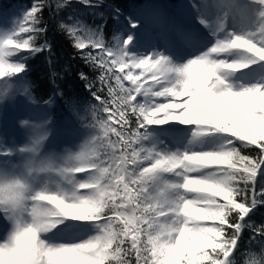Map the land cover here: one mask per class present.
I'll return each mask as SVG.
<instances>
[{
	"label": "snow or ice",
	"instance_id": "1",
	"mask_svg": "<svg viewBox=\"0 0 264 264\" xmlns=\"http://www.w3.org/2000/svg\"><path fill=\"white\" fill-rule=\"evenodd\" d=\"M80 2L100 7L104 0ZM254 3L264 18V0ZM70 4L58 0L55 7ZM46 7H51L47 0H37L13 36L0 40V78H25L18 74L26 73V65L9 62L17 53L51 54L50 45L38 43L46 31ZM114 13L119 19L120 8ZM128 21L132 29L140 27L138 20ZM226 24L227 13L218 31ZM60 30L99 72L101 87L95 91L80 73L99 101L85 125L93 134L62 163L41 158L46 134L13 148L0 134L5 165L13 155L27 158L23 174L0 172V216L13 226L0 242V264H236L246 232L264 244V223L251 218L264 207V187L257 181L264 171V79H230L264 63V23L247 36L226 33L182 66L160 50L134 55V34L109 46L102 26L89 30L61 23ZM235 52L247 53L248 59L229 61ZM14 95L12 88H2L0 101ZM174 123L194 129L189 143L220 134L222 147L174 153L143 147L150 127ZM168 175L176 181H168ZM70 222L91 224L96 235L73 245L45 242L46 234Z\"/></svg>",
	"mask_w": 264,
	"mask_h": 264
},
{
	"label": "rangeland",
	"instance_id": "2",
	"mask_svg": "<svg viewBox=\"0 0 264 264\" xmlns=\"http://www.w3.org/2000/svg\"><path fill=\"white\" fill-rule=\"evenodd\" d=\"M177 1L179 5L176 7L180 15H175V12L171 13L167 4L165 6L160 4V8L153 6L145 11L135 9L131 18L140 22L138 29H132L128 20V26L122 25L124 30L120 38H126L129 34L135 35L136 39L131 49L134 55H145L154 50H160L176 66H182L189 60L204 54L215 45L217 38H223L226 33L247 36L256 32L260 24L264 23V18L260 16L261 8L254 3V0ZM25 13L19 10L6 18L0 17V40L13 36L23 22ZM225 13H227L226 29L218 31L217 26ZM214 30L218 31V35ZM82 35L87 38L89 33L85 31ZM177 37H183V39L178 40ZM15 57L9 62L17 63ZM228 59L229 61L247 60L248 54L235 52L229 55ZM230 79L234 82L246 81L248 83L264 79V63L254 64L240 73L231 74ZM5 87L12 88L15 92L14 96L0 101V134L9 144V148H13L14 145L22 147L30 143L32 139L46 134L41 158L51 157L57 163H62L69 154L79 151L93 134V130L85 126L91 123V120L85 118L71 120L63 115L59 120L54 121V116L49 114L47 107L38 106L34 102L25 78L23 80H20V77L0 78V90ZM21 121L28 123L24 125ZM59 122L62 123L57 125ZM192 131L194 129L178 123L169 124L163 128L150 127L148 129L149 138L144 143L147 149H155L162 153H174L177 150L183 152L188 149L219 151L222 147L223 140L220 134L202 137L195 143H189L193 140ZM165 132L168 133L167 136L161 135ZM5 159V157H0V172L9 176L23 174V165L27 162L26 157L13 155L7 165L3 163ZM166 179L176 181L177 178L168 175ZM36 187L39 188L42 185L37 184ZM213 222L203 221L202 223ZM12 227L3 216H0V242L7 240ZM94 235H96V230L91 224L70 222L67 226L58 225L57 229L43 238L46 243L73 245ZM202 263L207 264L206 261H201Z\"/></svg>",
	"mask_w": 264,
	"mask_h": 264
},
{
	"label": "trees",
	"instance_id": "3",
	"mask_svg": "<svg viewBox=\"0 0 264 264\" xmlns=\"http://www.w3.org/2000/svg\"><path fill=\"white\" fill-rule=\"evenodd\" d=\"M148 1L153 0H104L100 7H90L80 0H71L69 7L57 11L55 4L58 0H47L51 7H46L44 10L42 26L46 31L38 37V43L50 45L51 54L48 51L36 54L20 52L15 57L17 63H23L27 67L26 73L22 75L25 76L28 90L37 105L47 107L49 113L60 118L66 115L72 120L80 118L91 120L92 108L94 106L98 108L99 101L94 99L86 87L87 81L81 79L80 73H85L88 80L95 84L93 89L95 91L101 87L99 72L84 62L79 54L80 50L74 47L73 40L66 32L60 30V24H80L85 29L93 30L102 26L105 43L115 46L116 38L122 33L120 27L122 20L131 17L135 9L141 8ZM171 1L175 3L177 0ZM35 2L37 0H0V17L6 18L19 10L26 12ZM93 3H96V0H93ZM116 7L121 10L119 19L113 18ZM106 94L105 88L100 95L103 97ZM69 100L74 101V105H70ZM49 101L51 103H48ZM73 110L78 116L72 114ZM143 147L147 149L144 142ZM257 181L261 187H264V171L257 177ZM251 218L256 224L264 223V207L257 209ZM262 259H264V244L258 239L253 240L251 233L246 232L242 237L240 255L236 257V264H253Z\"/></svg>",
	"mask_w": 264,
	"mask_h": 264
},
{
	"label": "clouds",
	"instance_id": "4",
	"mask_svg": "<svg viewBox=\"0 0 264 264\" xmlns=\"http://www.w3.org/2000/svg\"><path fill=\"white\" fill-rule=\"evenodd\" d=\"M261 264H264V259L261 260Z\"/></svg>",
	"mask_w": 264,
	"mask_h": 264
}]
</instances>
